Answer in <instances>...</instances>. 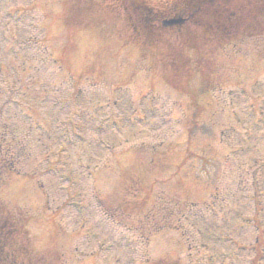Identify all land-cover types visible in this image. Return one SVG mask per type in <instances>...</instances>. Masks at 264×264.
I'll return each instance as SVG.
<instances>
[{
    "label": "rangeland",
    "instance_id": "obj_1",
    "mask_svg": "<svg viewBox=\"0 0 264 264\" xmlns=\"http://www.w3.org/2000/svg\"><path fill=\"white\" fill-rule=\"evenodd\" d=\"M123 4L0 0V203L46 264H264V33L183 93Z\"/></svg>",
    "mask_w": 264,
    "mask_h": 264
},
{
    "label": "trees",
    "instance_id": "obj_2",
    "mask_svg": "<svg viewBox=\"0 0 264 264\" xmlns=\"http://www.w3.org/2000/svg\"><path fill=\"white\" fill-rule=\"evenodd\" d=\"M165 5H168L166 11L155 12L149 33L144 19L143 25L132 23L130 17L128 21L138 36L146 38L143 39L144 44L162 41L163 48L152 49L151 52H162L159 55L166 57L163 67L171 73L164 71V80L183 93H191L186 84L195 72L202 76L213 74L216 51L239 42L243 37L264 33V0H171ZM169 10L170 13H165ZM166 14L174 19L180 18L182 22L165 26ZM155 20L157 25L154 26ZM165 34L178 38L180 45L171 42L168 36L162 40ZM188 50L192 55H188ZM189 63L193 71L188 69ZM203 63L206 72H203ZM26 220L23 215H14L0 203V264H45L34 261L30 256L32 250L25 229Z\"/></svg>",
    "mask_w": 264,
    "mask_h": 264
}]
</instances>
